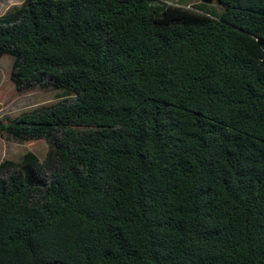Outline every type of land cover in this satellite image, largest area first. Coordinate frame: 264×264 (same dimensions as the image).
Returning a JSON list of instances; mask_svg holds the SVG:
<instances>
[{"label":"trees","instance_id":"1","mask_svg":"<svg viewBox=\"0 0 264 264\" xmlns=\"http://www.w3.org/2000/svg\"><path fill=\"white\" fill-rule=\"evenodd\" d=\"M22 0L0 58L54 103L0 119V264H264V0ZM216 12V13H214Z\"/></svg>","mask_w":264,"mask_h":264},{"label":"rangeland","instance_id":"2","mask_svg":"<svg viewBox=\"0 0 264 264\" xmlns=\"http://www.w3.org/2000/svg\"><path fill=\"white\" fill-rule=\"evenodd\" d=\"M167 3L183 4L191 9L199 6L207 11L219 12L220 8L215 2L203 0H162ZM22 0H0V15L14 10ZM214 12V13H216ZM12 58L4 55L0 58V119L13 118L20 112L35 107L48 105L61 99L59 92L36 87L29 91L20 92L15 89L9 80V70ZM47 149V143L43 139L28 142H20L0 131V162L7 159L18 162L26 151H32L42 158Z\"/></svg>","mask_w":264,"mask_h":264}]
</instances>
